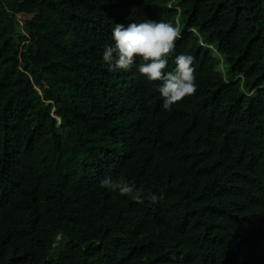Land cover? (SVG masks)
<instances>
[{"label":"trees","instance_id":"16d2710c","mask_svg":"<svg viewBox=\"0 0 264 264\" xmlns=\"http://www.w3.org/2000/svg\"><path fill=\"white\" fill-rule=\"evenodd\" d=\"M146 19L195 59L170 110L102 63ZM0 264H264V0H0Z\"/></svg>","mask_w":264,"mask_h":264},{"label":"clouds","instance_id":"9594fccd","mask_svg":"<svg viewBox=\"0 0 264 264\" xmlns=\"http://www.w3.org/2000/svg\"><path fill=\"white\" fill-rule=\"evenodd\" d=\"M180 38V28L163 20L146 19L127 25L116 23L111 32L112 43L103 51L102 63L113 73L135 68L148 81H158L157 91L162 108L170 110L177 102L197 91L195 59L192 55L179 54L175 56V66L171 70L168 67L170 55ZM100 184L121 196L141 200L142 192L135 183L106 177Z\"/></svg>","mask_w":264,"mask_h":264},{"label":"rangeland","instance_id":"374dc122","mask_svg":"<svg viewBox=\"0 0 264 264\" xmlns=\"http://www.w3.org/2000/svg\"><path fill=\"white\" fill-rule=\"evenodd\" d=\"M16 26H17V32H23V25L21 21L17 20Z\"/></svg>","mask_w":264,"mask_h":264}]
</instances>
